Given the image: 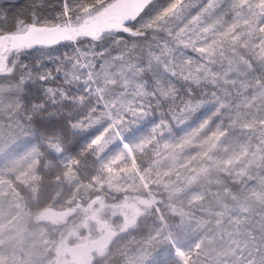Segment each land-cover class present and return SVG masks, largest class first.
Wrapping results in <instances>:
<instances>
[{
    "label": "snow or ice",
    "instance_id": "obj_1",
    "mask_svg": "<svg viewBox=\"0 0 264 264\" xmlns=\"http://www.w3.org/2000/svg\"><path fill=\"white\" fill-rule=\"evenodd\" d=\"M0 114L91 169L164 151L264 190V0H0Z\"/></svg>",
    "mask_w": 264,
    "mask_h": 264
},
{
    "label": "rangeland",
    "instance_id": "obj_2",
    "mask_svg": "<svg viewBox=\"0 0 264 264\" xmlns=\"http://www.w3.org/2000/svg\"><path fill=\"white\" fill-rule=\"evenodd\" d=\"M26 135L0 114V264H70L64 250L107 231L116 240L90 264H152L177 242L192 264H264V190H229V167L161 151L100 171Z\"/></svg>",
    "mask_w": 264,
    "mask_h": 264
},
{
    "label": "water",
    "instance_id": "obj_3",
    "mask_svg": "<svg viewBox=\"0 0 264 264\" xmlns=\"http://www.w3.org/2000/svg\"><path fill=\"white\" fill-rule=\"evenodd\" d=\"M113 242V237H106L105 239L97 242H88L83 245H79L69 251L75 262L85 263L91 255L94 253L103 252Z\"/></svg>",
    "mask_w": 264,
    "mask_h": 264
},
{
    "label": "flooded vegetation",
    "instance_id": "obj_4",
    "mask_svg": "<svg viewBox=\"0 0 264 264\" xmlns=\"http://www.w3.org/2000/svg\"><path fill=\"white\" fill-rule=\"evenodd\" d=\"M107 235H112L114 237V239H116V233L115 232H112V231H107V232H103V234H101L99 237L93 239L92 241H99V240H102L103 238H105V236ZM103 253H98L94 256H99ZM65 257L68 258L70 264H83V263H76L73 261V258L71 256H69L68 254L65 253ZM91 260H92V257L87 261L86 264H90L91 263Z\"/></svg>",
    "mask_w": 264,
    "mask_h": 264
},
{
    "label": "bare ground",
    "instance_id": "obj_5",
    "mask_svg": "<svg viewBox=\"0 0 264 264\" xmlns=\"http://www.w3.org/2000/svg\"><path fill=\"white\" fill-rule=\"evenodd\" d=\"M130 158H131V154H130ZM131 163L133 164L134 168L136 169V166L134 164V158H131ZM186 264V263H185Z\"/></svg>",
    "mask_w": 264,
    "mask_h": 264
},
{
    "label": "trees",
    "instance_id": "obj_6",
    "mask_svg": "<svg viewBox=\"0 0 264 264\" xmlns=\"http://www.w3.org/2000/svg\"><path fill=\"white\" fill-rule=\"evenodd\" d=\"M139 219V218H138Z\"/></svg>",
    "mask_w": 264,
    "mask_h": 264
}]
</instances>
